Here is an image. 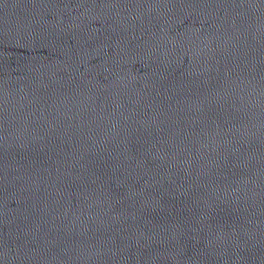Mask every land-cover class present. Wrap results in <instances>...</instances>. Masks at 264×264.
Masks as SVG:
<instances>
[{"label":"water","instance_id":"obj_1","mask_svg":"<svg viewBox=\"0 0 264 264\" xmlns=\"http://www.w3.org/2000/svg\"><path fill=\"white\" fill-rule=\"evenodd\" d=\"M0 264H264V0H0Z\"/></svg>","mask_w":264,"mask_h":264}]
</instances>
